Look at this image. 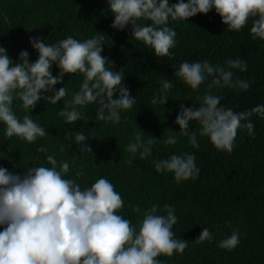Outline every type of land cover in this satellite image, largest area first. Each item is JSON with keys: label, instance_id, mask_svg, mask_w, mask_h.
Returning <instances> with one entry per match:
<instances>
[{"label": "trees", "instance_id": "trees-1", "mask_svg": "<svg viewBox=\"0 0 264 264\" xmlns=\"http://www.w3.org/2000/svg\"><path fill=\"white\" fill-rule=\"evenodd\" d=\"M177 2L169 0L170 5ZM112 23L107 0H0V47L12 61L21 51L28 52L30 63L37 60L31 37L54 45L68 37L84 41L103 35L101 54L113 71L121 70L123 86L135 97L132 108L121 111L119 123L98 121L96 103L78 107L81 119L72 124L58 115L65 101L79 91L83 82L79 73L66 74L54 86V90L67 89V95L56 104L42 98L30 110L14 100L17 117L29 115L47 135L28 143L15 136L7 138L5 126L0 124V167L22 175L30 167L49 166L46 157L52 155L58 163H69L65 178L75 180L82 189L105 178L124 201L118 214L134 226L153 205L158 206V214H166L160 211L165 204L172 206L177 216L172 231L175 238L187 241L188 247L182 254L157 257L162 264H264V117L254 114L250 118L252 134L238 130L230 153L218 151L207 137L200 136L197 121L189 124L199 144L192 147L175 123L181 105L199 107L198 98L208 91L212 79H206L197 90L191 89L174 75L184 62L207 60L213 66H226L229 59L245 61L246 71L234 70V79L247 80L250 87L246 91L214 87L212 94L221 98L220 107L236 113L264 105V41L251 34L252 20L239 31H229L214 9L188 20H169L167 26L176 32V44L170 49L171 56L164 57H156L151 48L132 39L130 26L118 30ZM51 72L58 74L55 64ZM163 81L173 85L168 100L164 105L152 104V98L161 95ZM118 96L117 92L113 99ZM79 131L88 137L90 153L81 152L84 145L75 144L72 134ZM140 131L142 141L156 140L145 159H140L139 152L127 151ZM170 135L176 136V143L165 145L163 141ZM40 147L46 151H37ZM185 153L195 156L200 169L197 178L177 183L172 173L156 171L155 161ZM130 158L131 164L127 162ZM77 172L83 176L77 177ZM137 206L139 212L134 211ZM204 228L213 234L212 240L195 242ZM233 231L238 232L239 244L231 250L220 248L219 243Z\"/></svg>", "mask_w": 264, "mask_h": 264}, {"label": "clouds", "instance_id": "clouds-1", "mask_svg": "<svg viewBox=\"0 0 264 264\" xmlns=\"http://www.w3.org/2000/svg\"><path fill=\"white\" fill-rule=\"evenodd\" d=\"M107 4L113 16L111 27L123 30L130 26L132 39L151 48L156 57L171 56L170 49L175 47L176 32L167 26L169 20H188L213 9L229 31H239L251 19V34L264 41V0H187V3L179 0L174 5L169 0H107ZM138 21L150 24L146 26ZM102 39L103 35L84 41L68 37L48 45L39 37H31L29 43L38 53L32 63L27 51H21L19 62L13 63L7 50L0 47V124L5 126L7 138L15 136L32 143L47 135L29 115L18 118L13 102L19 100L23 109L30 110L42 98L56 104L67 95L65 87L54 90L66 74L83 76L79 91L58 112L66 123L79 121L81 113L77 108L92 103L98 105V121L120 122L121 111L131 109L135 97L123 86L121 70L113 71L108 58L101 54ZM53 64L59 69L56 76L51 72ZM246 69V62L236 58L226 61V66H213L207 60L184 62L174 73L193 90L212 78L208 91L198 98L201 99L199 107L181 105L175 119L179 134L187 136L192 147H199L197 133L189 131L192 121L199 123V135L207 137L215 149L230 153L238 130L243 128L252 134L254 124L250 118L254 114L264 117V105L236 113L220 107L221 98L212 94L214 87L246 91L250 83L234 79V70ZM172 86L170 81H163L161 95L154 96L151 103L164 105ZM117 92L119 96L113 99ZM141 133L135 136V143H130L127 151L139 152L140 159H145L156 140L149 136L144 142ZM72 135L75 144L84 145L81 152H91L83 132ZM163 143L175 144L176 136L170 135ZM37 151L46 149L40 147ZM60 151H65L63 144ZM46 160L49 166L30 167L22 175L0 167V227L3 228L0 264H162L157 257L182 254L188 247V242L175 238L172 231L177 222L172 206L165 204L160 211L166 214H158V206L153 205L134 226L118 214L124 201L109 180L100 178L82 189L75 180L65 178L69 163H58L52 155ZM127 162L131 164V158ZM154 166L157 172L172 173L177 183L197 178L200 171L195 165V156L189 153L173 154L168 159L155 161ZM76 176L83 173L77 172ZM134 211L139 212V207ZM212 238L213 234L204 228L195 242ZM239 242L238 232L233 231L219 247L231 250Z\"/></svg>", "mask_w": 264, "mask_h": 264}, {"label": "rangeland", "instance_id": "rangeland-1", "mask_svg": "<svg viewBox=\"0 0 264 264\" xmlns=\"http://www.w3.org/2000/svg\"><path fill=\"white\" fill-rule=\"evenodd\" d=\"M19 54H20V52H16V53L14 54L13 63H16V61L19 60ZM12 159L14 160L13 157H12Z\"/></svg>", "mask_w": 264, "mask_h": 264}]
</instances>
